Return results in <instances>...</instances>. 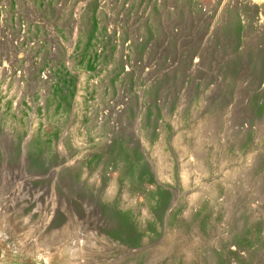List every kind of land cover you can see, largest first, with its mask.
I'll list each match as a JSON object with an SVG mask.
<instances>
[{
    "label": "rangeland",
    "instance_id": "obj_1",
    "mask_svg": "<svg viewBox=\"0 0 264 264\" xmlns=\"http://www.w3.org/2000/svg\"><path fill=\"white\" fill-rule=\"evenodd\" d=\"M260 17L2 0L0 264H264Z\"/></svg>",
    "mask_w": 264,
    "mask_h": 264
},
{
    "label": "bare ground",
    "instance_id": "obj_2",
    "mask_svg": "<svg viewBox=\"0 0 264 264\" xmlns=\"http://www.w3.org/2000/svg\"><path fill=\"white\" fill-rule=\"evenodd\" d=\"M2 3V0H0ZM224 1V0H223ZM225 3L227 5V8L228 9H234L236 12H244V13H252L253 16L255 17V14L259 13V12H263L264 13V0H225ZM262 14H260L261 16ZM250 17V16H249ZM261 20L259 22H263L264 21V17H260ZM263 18V19H262ZM22 31V29H21ZM23 33V34H22ZM22 33H20V36L21 38L25 35L24 31H22ZM196 59V58H195ZM196 61V60H195ZM4 62V61H3ZM6 63V62H5ZM3 64V63H2ZM5 66V65H3ZM7 67V65H6ZM194 67V66H193ZM129 69V68H128ZM127 69V70H128ZM25 73V72H24ZM22 81V80H21ZM79 146V145H78ZM80 148V147H79ZM230 171V170H229ZM2 212V211H1ZM1 218V217H0ZM3 227V226H2ZM3 240V239H2ZM24 244V243H23ZM74 246V244H72ZM4 246V245H3ZM50 246V245H49ZM77 246V245H76ZM12 247V246H11ZM65 247V246H64ZM70 248V247H69ZM58 249V248H57ZM68 249V248H67ZM71 249V248H70ZM73 249H75L73 247ZM78 249V248H77ZM16 250H18L16 248ZM56 250V249H55ZM80 250V249H78ZM77 250V252H78ZM1 251V250H0ZM44 251V250H43ZM3 252V251H2ZM69 252V251H68ZM76 252V251H74ZM79 253V252H78ZM78 253H77V256H78ZM54 254V253H53ZM72 254H73V251H72ZM75 254V253H74ZM2 255V254H1ZM48 255V254H47ZM59 255H64V252L63 250H59ZM36 256V255H35ZM38 256V255H37ZM76 256V255H75ZM53 257V256H51ZM50 257V259H51ZM12 258V257H11ZM46 258V257H45ZM10 259V258H9ZM29 260V259H28ZM27 260V261H28ZM48 260V259H47ZM13 261V260H12ZM17 261V260H16ZM45 261V260H44ZM25 262V260H24ZM31 262V261H30ZM70 262V261H69ZM68 262V264H69ZM49 263V262H48ZM56 264V263H54ZM71 264V263H70Z\"/></svg>",
    "mask_w": 264,
    "mask_h": 264
}]
</instances>
